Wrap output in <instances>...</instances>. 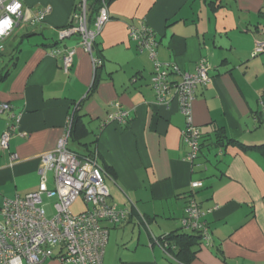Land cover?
<instances>
[{"label":"crops","instance_id":"1","mask_svg":"<svg viewBox=\"0 0 264 264\" xmlns=\"http://www.w3.org/2000/svg\"><path fill=\"white\" fill-rule=\"evenodd\" d=\"M20 1L32 11L48 6L50 13L34 27L19 26L0 44V69L14 54L12 70L0 81V104L12 108L0 114V137L9 116L20 114L8 150L0 149V204L38 189L39 157L56 148L80 104L85 143L109 173L108 202L129 211L119 225L104 223L109 238L103 264H264V148L242 151L236 145H264V53L253 56L264 41V0H216L214 6L209 0H114L91 54L78 35L58 39L78 0ZM140 23L155 34L156 62L185 73H194L203 59L208 64L210 82L195 91L192 123L209 142L194 166L184 159L186 123L177 99L168 106L156 102L154 61L129 37L130 26ZM55 49L74 50L68 73L51 55ZM93 59L102 65L88 97ZM115 105L128 111L125 124L107 122ZM216 129L223 144H234L211 145ZM192 182L202 186L190 189ZM46 187L53 188L49 176ZM186 194L204 210L216 209L205 217L210 246L200 239L179 262L156 240L186 232L180 225Z\"/></svg>","mask_w":264,"mask_h":264},{"label":"built area","instance_id":"2","mask_svg":"<svg viewBox=\"0 0 264 264\" xmlns=\"http://www.w3.org/2000/svg\"><path fill=\"white\" fill-rule=\"evenodd\" d=\"M19 2L21 7L15 13L10 6ZM86 0H78L71 14L70 25L58 31L60 41L72 35L80 37V44L90 54L93 45L109 20L107 6L100 8L92 26L87 23ZM50 13V7L32 11L20 0H0V21L10 17L12 27L3 29L0 44L9 39L16 28L34 27L42 23ZM129 37L136 43L139 53H147L154 61V72L150 86L158 104L168 106L172 99H177L180 113L185 119V128L181 138L187 147L185 161L190 165L199 154L200 132L192 123V103L198 86L210 82L208 64L201 60L194 73L181 72L174 64H160L155 61L156 38L154 32L141 24L130 26ZM264 53V41H258L253 56ZM75 52L72 49H55L52 56L60 58L62 69L68 73ZM100 59H93V69L100 67ZM180 79L173 81L171 78ZM262 109L264 103L259 102ZM9 104H0V114L10 113ZM128 111L115 105L114 112L107 114V122L125 124ZM9 122L0 137V149L6 151L9 141L17 132L20 114H11ZM67 131L57 141L56 148L39 157L40 184L36 191L20 197L4 199L0 204V264H42L56 260L59 264H103V256L109 238L108 223L116 226L124 222L129 215L126 209H118L108 202L109 191L105 184L107 173L98 164L96 158H82L71 152L67 141L70 134L71 118L67 122ZM12 161H17L15 153L10 154ZM51 174L52 189L46 187ZM202 186L201 182H192L190 189ZM43 198L52 200L53 214L46 216L42 206ZM79 204L80 210L74 206ZM216 207L204 210L194 199H189L180 219L181 228L197 232L205 245L210 246L209 227L206 214ZM157 243V242H156ZM158 244V243H157ZM165 254L166 244L160 245Z\"/></svg>","mask_w":264,"mask_h":264},{"label":"trees","instance_id":"3","mask_svg":"<svg viewBox=\"0 0 264 264\" xmlns=\"http://www.w3.org/2000/svg\"><path fill=\"white\" fill-rule=\"evenodd\" d=\"M112 1L114 0H86L87 6H86V13H87V23L89 26H92L93 23L95 22V19L98 15V12L100 8L103 6H108ZM216 0H209L210 5L215 4ZM70 23L66 26L68 27ZM65 27V28H66ZM27 36V35H26ZM94 46V45H93ZM101 60V59H100ZM102 61V60H101ZM14 62V54H11V59L10 63L6 64L2 69H0V81L4 79L7 74L12 70L10 65ZM14 65V63L12 64ZM102 65V64H101ZM100 67L96 68L95 74H94V79L91 87L89 88L87 96H91L94 90L96 89L97 83L99 81V75H98V70ZM79 107L80 104L76 105L73 114L71 115V126H70V134H69V140L71 143V146L69 147V150L73 152L75 155H77L80 159L82 158H96L97 160V155L90 150V146L92 144L85 143L86 137L89 135L86 127L84 126L81 116L79 115ZM201 135V134H200ZM223 139L225 140L226 138L223 136V132L221 129H216L215 130V136L213 141H211V145L214 147H224L228 145H233L234 143L231 141H227V143L223 144ZM209 139H206V137L202 136L200 137V143H199V154L197 156V159L199 155L202 153L203 148L206 147V143ZM209 142V141H208ZM238 148L242 151H249V150H259L264 148V145L261 146H244L242 144H237ZM208 147V145H207ZM196 161V160H195ZM195 161L192 163V165H195ZM107 174L108 171L105 169L103 166H101ZM185 197L189 199H194L192 194H186ZM187 200V201H188ZM187 203V202H186ZM182 229V228H181ZM183 230V229H182ZM201 239V236L197 232H173L169 234H165L160 236L156 242L159 245H164L166 244L167 248V253L175 259L180 261V255L183 251L188 250L194 245H197L198 241Z\"/></svg>","mask_w":264,"mask_h":264},{"label":"clouds","instance_id":"4","mask_svg":"<svg viewBox=\"0 0 264 264\" xmlns=\"http://www.w3.org/2000/svg\"><path fill=\"white\" fill-rule=\"evenodd\" d=\"M20 7H21L20 3L16 2L12 6H10L8 10L12 13H15L17 9H19ZM11 27H12V21L10 17L6 18L3 21H0V36L4 35L3 29H9Z\"/></svg>","mask_w":264,"mask_h":264},{"label":"rangeland","instance_id":"5","mask_svg":"<svg viewBox=\"0 0 264 264\" xmlns=\"http://www.w3.org/2000/svg\"><path fill=\"white\" fill-rule=\"evenodd\" d=\"M5 114H6V113H5ZM48 176L51 177V174H49ZM105 184H106L107 188H109V186L107 185L108 182H107V183L105 182ZM52 203H53L52 200H48V199H46V198H43V204H42V206H43V208H44V210H45L46 216L49 217V218H50V217L52 216V214H53V211H52ZM44 264H59V263H58V261H56V260H48V261H46V263H44Z\"/></svg>","mask_w":264,"mask_h":264}]
</instances>
